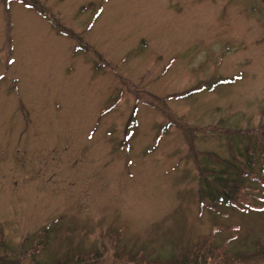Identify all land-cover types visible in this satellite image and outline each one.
<instances>
[{
    "label": "rangeland",
    "instance_id": "obj_1",
    "mask_svg": "<svg viewBox=\"0 0 264 264\" xmlns=\"http://www.w3.org/2000/svg\"><path fill=\"white\" fill-rule=\"evenodd\" d=\"M263 125L264 0H0V264H264Z\"/></svg>",
    "mask_w": 264,
    "mask_h": 264
},
{
    "label": "trees",
    "instance_id": "obj_2",
    "mask_svg": "<svg viewBox=\"0 0 264 264\" xmlns=\"http://www.w3.org/2000/svg\"><path fill=\"white\" fill-rule=\"evenodd\" d=\"M38 12L41 15L43 14L40 10ZM259 136L261 139V143L264 144V125L259 129ZM256 148H261L259 149V151L261 155L263 154L262 156L264 159V147L261 146L256 147L252 144L250 147H247L246 149L245 164L237 165L239 163L222 159V161L220 160L219 162L226 168V171H222V172L220 171V172L224 173L225 176L217 175V174L213 176L205 174V176H203V184L206 187H211V185L214 184V189L211 190L210 193H208V196H210L211 199H213L216 203H220V204L221 203L231 204L235 202L236 196L239 194L238 192L245 188L246 178L250 173L249 170L251 171L254 167H256L257 163L255 162L253 157L255 151L254 149ZM209 158L211 160H215L212 157ZM180 263L185 264V261H180Z\"/></svg>",
    "mask_w": 264,
    "mask_h": 264
}]
</instances>
